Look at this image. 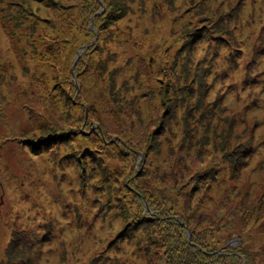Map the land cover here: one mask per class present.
Instances as JSON below:
<instances>
[{
  "label": "rangeland",
  "instance_id": "obj_1",
  "mask_svg": "<svg viewBox=\"0 0 264 264\" xmlns=\"http://www.w3.org/2000/svg\"><path fill=\"white\" fill-rule=\"evenodd\" d=\"M0 264H264V0H0Z\"/></svg>",
  "mask_w": 264,
  "mask_h": 264
}]
</instances>
